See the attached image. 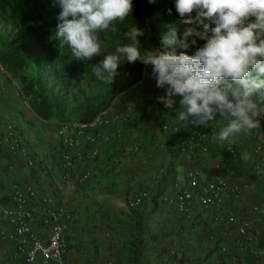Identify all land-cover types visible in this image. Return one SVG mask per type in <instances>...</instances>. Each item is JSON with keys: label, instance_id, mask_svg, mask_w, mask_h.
Masks as SVG:
<instances>
[{"label": "crops", "instance_id": "0c3cea01", "mask_svg": "<svg viewBox=\"0 0 264 264\" xmlns=\"http://www.w3.org/2000/svg\"><path fill=\"white\" fill-rule=\"evenodd\" d=\"M23 85L20 79L0 73V132L11 128L35 163L28 166L0 146V206L9 201L6 193L13 183L31 182L44 190L58 189L59 192H55L57 198L59 196L75 213L66 233L67 264H113V255L131 228L135 238L140 237L147 246L156 241L161 247L172 248L169 255L173 252L180 254L181 257L176 259L170 257L174 259L171 264H201L202 256L222 242L228 244L232 252L237 251L233 245L234 228L215 227L207 214L197 210L188 217L172 207L154 208L151 196L165 192L168 182L183 179L187 169L197 167L205 176L249 183V188L237 200L227 204L232 211L240 214L244 206L263 201L264 152L251 154L247 133L232 138V143L241 151L238 160L218 150L212 156L198 153L187 160L177 154L182 135L162 134L160 122L163 117L156 112L154 115L150 113L139 120L142 125L139 139L125 130L112 139V144L103 142L97 175L85 186L78 187L61 177L57 131L62 120L56 115V105L42 108L45 101L40 103L39 97L27 95ZM129 90L111 104L113 123L124 114L127 104L143 107L147 101L146 94H136L138 91L134 87ZM164 120L176 119L169 116ZM111 131L113 128L109 127L105 133L111 135ZM138 141L142 147L134 151V144ZM249 157L254 159L250 166L245 161ZM216 164L218 168H215ZM141 190H147L148 196L140 205L130 209L129 201ZM252 226L256 234L255 246L264 250V219H253ZM86 253L88 258H84ZM237 254L245 264L252 259L247 251ZM222 264L232 263L224 261Z\"/></svg>", "mask_w": 264, "mask_h": 264}, {"label": "clouds", "instance_id": "9594fccd", "mask_svg": "<svg viewBox=\"0 0 264 264\" xmlns=\"http://www.w3.org/2000/svg\"><path fill=\"white\" fill-rule=\"evenodd\" d=\"M57 5L58 23L51 39L77 60L90 61L103 53L92 67L98 80L112 84L122 61H140L151 67L158 88L166 86L158 97L165 107L172 108L179 97L176 118L181 122L191 117L193 123L208 125L217 115L227 118L217 137L226 145L236 135L261 127L264 0H172L167 11L171 15L174 9L180 23L187 25L182 35L177 24L170 23L160 45L145 48L141 38L147 29L134 23L124 33L128 42L111 52H105L101 33H114L116 24L129 20L133 0H52V6ZM73 120L80 121H66Z\"/></svg>", "mask_w": 264, "mask_h": 264}, {"label": "built area", "instance_id": "2783aa9c", "mask_svg": "<svg viewBox=\"0 0 264 264\" xmlns=\"http://www.w3.org/2000/svg\"><path fill=\"white\" fill-rule=\"evenodd\" d=\"M111 111L112 107L109 106L89 121L61 122L57 141L63 180L78 187L85 186L100 168L103 142L112 144V139L115 140L125 130L134 133L139 139L142 125L138 121L143 117V107L127 104L124 114L116 123H113ZM177 116L172 117L176 120H164L167 118L164 117L160 122V132L182 135L177 144L178 156L187 160L198 153L212 156L211 147L224 151L228 156L240 154V149L234 143L226 145L217 139L220 130L227 125L226 118L217 115L218 121L202 125L193 123L191 117L181 122ZM109 127L113 128L111 135L105 133ZM0 146L17 159L24 160L28 166L34 165L35 159L11 128L0 132ZM141 147L142 143L138 141L133 149L139 151ZM250 152L258 155L263 153L261 143L253 142ZM218 167L216 164L215 168ZM254 169L259 167L254 166ZM248 188L249 183L246 181L205 176L199 168L191 167L186 170L183 179L177 178L165 185L166 191L160 193L157 202L160 207H172L188 217L193 210H197L207 214L215 227L234 228L233 245L237 251L232 252L228 244L222 242L212 247L215 250L201 260V264H222L224 261L245 264L237 254L242 251L252 255L247 264H264V250L256 248V234L252 226L253 219H264V200L244 206L240 214L227 205L237 200ZM55 192L44 190L31 182L21 185L13 183L11 190L6 193L9 201L0 206V264H67L66 232L74 214L66 204L58 201ZM148 194L147 190H141L129 201V208L140 205Z\"/></svg>", "mask_w": 264, "mask_h": 264}, {"label": "trees", "instance_id": "16d2710c", "mask_svg": "<svg viewBox=\"0 0 264 264\" xmlns=\"http://www.w3.org/2000/svg\"><path fill=\"white\" fill-rule=\"evenodd\" d=\"M133 5L131 17L123 24H116V32L101 33L105 52L114 51L117 45L127 43L124 33L134 23L147 29L146 35L141 38L145 48L160 45L161 34L167 31L166 25L175 22L181 35L187 27L180 23L174 9L171 15L168 14L167 10L172 7V0H151V2L150 0H133ZM59 11L58 5L52 6V0H0V16L15 23L20 32L30 36L29 41L19 42L13 40L9 34L0 31V45L16 54L13 57L15 63L20 62L21 59H28L36 66V74L33 76H27L20 71L17 74L21 82L24 83L23 88L27 95L32 94L39 97L40 103L45 101L42 106L44 109L56 105V115L61 117L63 110L59 106L60 102L56 93L43 86V83L55 80L54 85L58 86L60 85L58 84L59 79L71 81L80 75L94 86L93 90L83 96L81 102L75 106L80 121L91 120L98 112L109 107L118 96L133 87L139 92L141 84H145L143 92L146 87L150 90V94H146L147 99L145 100L147 101H144L146 103L143 106V117L150 113L154 115L155 112L163 118L178 115L179 97L176 98L177 103L172 108L165 107L158 97L165 94L166 86L158 88L156 82H150V84L145 82L150 79L155 80L150 76V66L144 65L140 61L135 63L122 61L118 66V75L114 82L108 84L98 80L92 71L93 65L103 59V53L94 55L90 61H85L75 59L66 47L59 49L57 42L51 39L58 23L57 14ZM189 54L192 53L189 52ZM147 108L151 110L146 111ZM261 127L264 130V119L261 120ZM211 149L213 153L216 152L215 148L211 147ZM238 157L239 155L234 156L235 159ZM159 195L157 193L151 196L154 208L156 206L159 208L157 202ZM214 250L215 248L210 249L205 256H209ZM174 253L176 252L171 254ZM132 260V264H149L147 261L139 262L135 255Z\"/></svg>", "mask_w": 264, "mask_h": 264}, {"label": "rangeland", "instance_id": "374dc122", "mask_svg": "<svg viewBox=\"0 0 264 264\" xmlns=\"http://www.w3.org/2000/svg\"><path fill=\"white\" fill-rule=\"evenodd\" d=\"M0 31L5 34H9L11 38L15 41H29L30 36L25 33L20 32L19 27L8 20L3 19L0 16ZM16 56L14 52L10 49L3 48L0 45V73L6 76H11L13 78L20 79L17 74L18 71L27 74V76H33L36 74V66L34 63L28 59L20 60V62L15 63L13 61V57ZM21 64V65H20ZM20 65V66H19ZM18 69V70H17ZM55 80H49L44 82L43 86L49 88L53 93H56V96L60 102L59 106L63 110L61 120H72L78 119L79 114H76L75 106L81 102L83 96H86L91 92L94 88L91 82H88L84 76H78L74 80L66 81L65 79L58 80V86L54 85ZM145 82H156L155 80H146ZM145 84H141V88L138 89L139 92L136 94H150V90L148 87L144 89ZM132 92L131 90H129ZM144 93V94H143ZM249 135L250 143L253 141H258L263 144L264 147V130L262 127L252 130L247 133ZM254 159L249 157L247 160V164L252 165ZM130 233L124 235L122 239L121 245L118 247V250L113 255L114 260L113 264H132V258L137 257L139 262H148L149 264H171L170 261L177 258L179 254H168V252L172 248L161 247L160 242H154L147 246L144 243V240L140 237L135 238L133 234V228L130 229ZM175 255V256H174ZM88 254L84 256V258H88ZM174 259H171L172 257ZM171 257V258H170Z\"/></svg>", "mask_w": 264, "mask_h": 264}]
</instances>
